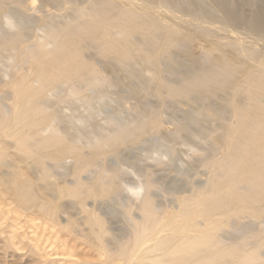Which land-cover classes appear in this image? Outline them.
<instances>
[{"label":"rangeland","instance_id":"obj_1","mask_svg":"<svg viewBox=\"0 0 264 264\" xmlns=\"http://www.w3.org/2000/svg\"><path fill=\"white\" fill-rule=\"evenodd\" d=\"M21 1L25 3L24 6L8 2L5 8L0 9V25L5 24L4 18L10 14V10L14 13L19 11L34 25L33 27L31 24L29 30L22 31L27 38L20 44L10 49H0V116L3 109L5 111L12 107L13 96H17L16 99H22L26 105L27 99L32 100L33 106L36 104L46 116L59 119L64 130L70 129V122L76 130L88 131L96 139L111 133L114 122L136 119L146 108H152L159 113V122L152 127H157L156 131H150L141 139L139 147L119 145L117 153L111 150L103 154L97 153L94 147L87 146V141L82 140L76 156L90 162L88 171L72 169L71 160L63 162L70 166V169L64 170L46 159L43 164L44 175L40 173L41 164H37L35 159L21 158L25 153L21 152L23 146L19 145L18 135L12 137L0 131V264H217L207 258L189 257L182 252L172 253L171 256L164 251L147 253L144 258L129 262L125 260L120 248L135 242L138 230L147 229L154 224L166 227L165 232L158 238L169 240L176 228L184 231L185 226L195 225L190 235H194L197 230L207 231L203 226V218L188 221L180 216V209L187 208L185 203L193 193L203 195L206 189L220 185L221 178L216 176L214 166L222 159V152L228 149L215 146L209 136L213 133L211 128L216 126V122L222 121L218 116V109H223L229 99L222 93L210 98L206 105H214H211L213 113L210 111L212 120H198L199 128H190L194 133L191 142L183 144L180 140L173 139L172 134L178 127L192 126V113L199 106L196 103L187 105L168 97L160 92V86L169 84L167 81L171 77L170 71L180 76L182 69L194 70L201 65L203 67L209 59L218 61L224 55L240 58L242 52L237 48L240 44L247 49L243 52L247 56L246 61L256 64L252 61V55L258 52L254 60L264 61V24H259L258 21L264 15V0H230V6L239 19H242L245 30L242 28L241 34L233 33L235 29L227 22L215 0H190L191 12L198 11L201 18L192 16L191 13H173L171 9L162 6L166 4L163 0H110L113 5L106 8L108 13L122 10L149 16V23L159 24L153 28L158 35H167L165 27L172 28L175 30V38L182 40L183 45L180 43L178 48L164 49L165 45L172 44L175 40L172 37L174 33L170 32L172 34L169 37L165 35L163 39L157 40L159 44L153 43L151 49L148 47L152 60L157 55L161 58L156 65L151 64L152 70L160 72L158 79L154 78L149 68L142 70L140 61L135 65L137 76L130 79L125 72L131 68L114 59L116 64H113L114 61H105L98 53L96 56V51L91 50L90 46L86 47V43H79L77 38L68 52L54 58L56 44L40 28L53 25L57 28L59 37L67 34V27L92 20L84 15L79 16L78 11L87 10L93 0H51L57 6L50 3V0ZM173 1L181 4L184 1L189 2L172 0V4ZM206 14L213 15V20ZM13 33L19 32L15 30ZM109 36L105 37L106 41L112 39ZM134 37L140 39L142 36L134 33ZM143 44L139 48L145 49ZM74 51L83 54L77 64L90 65L94 75L103 80V87L107 89L105 99L100 94L89 99L92 110L84 104L72 108L64 94L57 96L53 92V89L62 88V82L58 79L63 80L64 69L73 64L70 54ZM87 54L95 57L92 59ZM52 60L56 69L49 71L53 67L50 65ZM235 65L239 69L242 67L238 63ZM45 81L51 82L47 89H43ZM140 86L148 90L140 93ZM87 96L88 93L83 94V97ZM239 102L238 100L237 103ZM26 105L21 108V112L25 111ZM200 128L206 129V139L200 136ZM185 133L182 132L181 137L187 138ZM44 135L49 137L51 132L47 131ZM158 140L167 149L173 148L177 151L180 161L170 162L169 157L162 151L151 149V142ZM213 147L218 152L214 160L209 158L212 157ZM51 151L53 150L49 149ZM207 159L210 160L209 164L205 163ZM101 170L106 171L107 175L118 171L121 173L118 181L124 188L123 204L116 199L104 200L105 198L91 192V183L101 174ZM224 175L225 180L229 178ZM149 178L156 180V193L148 206L146 199H143L147 194L145 191L135 194L128 188ZM27 181L31 185V196H28V190L21 199L16 196V190L22 183L29 184L25 183ZM220 188L222 191H229V185ZM174 189L176 192L171 193ZM261 206L263 205L254 206L256 210L262 209L261 211H247L240 219H222L213 223L217 225L225 220L230 227L234 223L261 226L264 221V208ZM148 208L157 215V222L146 220L145 211ZM177 241H173L168 247L175 245ZM156 242L155 239L151 245ZM169 253L170 251L167 254ZM251 264H264V249L260 255L252 258Z\"/></svg>","mask_w":264,"mask_h":264},{"label":"bare ground","instance_id":"obj_2","mask_svg":"<svg viewBox=\"0 0 264 264\" xmlns=\"http://www.w3.org/2000/svg\"><path fill=\"white\" fill-rule=\"evenodd\" d=\"M188 1V3L184 1L182 4L179 1V3H174L175 1H173L174 4H172V0H163L166 4L162 6L171 9L173 13H191L190 15L201 18L202 16L199 17L200 13L198 11L194 10L191 12V1ZM215 1L220 10L223 11L222 13L225 14L227 22L235 29L233 33L241 34L243 28L242 19H239L237 13L230 6V0ZM8 2L21 6L25 5L21 0H0V9L5 8ZM49 2L51 3L52 1L50 0ZM52 4L54 6L58 5L54 2ZM111 4L113 5V2L110 0H93L91 7L87 10L78 11L79 16L84 15L92 20L78 22L74 26L67 27V34L60 37L57 34V28L53 25L52 27L40 28L56 44L57 51L54 58L64 52H68L74 39L77 38L79 43L83 41V43L87 44L86 47L90 46L91 50H95L96 56L98 53L105 58V61L117 60L131 68V70L125 69V74L131 77L130 79L137 76V71H135L137 61L141 62L142 70L149 68L154 78L158 79L160 72L152 70V65H156L161 58L157 55L152 60L148 47L150 46L149 48L151 49L153 43L157 45V40L163 39L166 34L158 35V32L154 31L153 28L159 24L156 22L154 24L153 22L149 23V16L122 10H118L113 14L108 13L106 8L110 7ZM9 13L4 18L5 24L0 25V49H10L20 44L24 38H27L22 34V31L29 30L32 24L19 11L14 13L10 10ZM206 15L213 20V15ZM258 21L259 24H264V15ZM12 28H14L13 31L16 30L19 33H13ZM165 28V31H167L166 36L169 37L174 33L172 37L175 40L172 44H167L163 48L166 50L178 48L182 40L175 38V30ZM243 30L245 29L243 28ZM134 33L140 34L142 37L140 39L136 38ZM107 35L112 37L110 41L105 40ZM143 43L148 46L146 47ZM141 44H143V48L145 46V49L139 48ZM237 48L242 52L240 58H229L228 55H224L218 61L209 59L203 67L201 65L194 70L182 69L180 76L176 75L174 71L171 72L170 69L171 77L167 81L169 84L160 86V92L168 97L187 105L196 103L199 106L197 111L192 113V126L178 127L172 134L173 139L180 140L183 144L191 142L190 139L194 135L191 129L193 127L199 128L198 122L200 119L212 120L210 111L214 105L213 103L209 106L206 105L210 98L217 97L218 94L222 93L224 96L227 95L229 99L228 104L223 109H218V116L226 123L222 121L216 122V126L211 128L213 133L209 136L215 146H223L228 149V151L222 152V159L214 166L217 171L216 176L221 178L219 181L220 185L206 189L203 195L193 193L185 203L187 208L180 209V216L182 215L188 221L203 218L205 220L203 226L207 228V231L197 230L194 235H190L192 229L196 227L195 225L185 226L184 231L176 228L173 230V232L175 231L174 235L171 236V238H174L171 239L169 237V240L168 238H158L161 233L165 232L166 227H160L157 224L150 225L147 229L138 230L136 240L130 246L120 248V252L124 254L126 261L133 262L144 258L147 253L164 251L166 255L182 252L189 257L207 258L216 261L217 264H251L252 258H255L257 254L260 255L261 250L264 249V221L261 226L258 224L239 225L234 223L230 227L225 223V220L229 218H242L247 211L262 210H256L255 205L262 204L261 208H264V61L254 60L259 52L253 53L252 61H255L256 64H251L245 60L247 56L243 54L247 49L242 47L241 44ZM82 55L78 51L70 54L73 64L64 69L63 80L58 79L62 82V88L60 90L53 89V92L57 96L60 93L64 94L72 108H75L78 104H84L92 110L93 106L89 103L91 101L89 99L99 94L104 98L107 94V89L105 90V87H103V80L94 75L95 72L90 65L77 64ZM91 56L88 55V57ZM93 56L95 57V55ZM85 57L88 59L87 56ZM235 59L239 60L236 61ZM236 63L242 66L241 69L235 65ZM50 65L53 67L49 71L56 69L53 60ZM111 69L113 70L114 66ZM47 72L48 70H46ZM72 77L74 79H71ZM50 85V81L43 82V89H47ZM147 85L145 87H148ZM98 86L101 88L99 89ZM146 89L142 86L140 93L146 91ZM85 93H88L87 97H83ZM137 94L139 95V92ZM16 98L17 96H13L14 103L10 109L7 108V110L4 111L3 109L2 111L0 131L12 137H15L16 134L18 135L19 145L23 146L21 152L25 153V156L21 158L35 159L36 163L42 166L40 172L42 175H44L43 164L46 159L50 160L54 166L64 170L70 169V166L63 162L71 160L73 162L72 169L88 171L90 162L76 156L80 151L79 147L82 140L87 141V146L94 147L97 153L103 154L108 150L117 153L119 145L129 144L132 148L139 147L138 143H141V139L150 131H156L157 127L154 129L152 127L159 122V113L152 108H146V110L142 111V115L136 119L121 120L119 122H114L115 119H111L114 122L111 133L96 139L92 138L88 131L76 130L74 126H71L70 122V129L64 130L59 119L46 116L45 113L38 109L36 104L33 106L32 100L29 99L28 101L27 99V106L22 99ZM238 100L240 101L239 103H237ZM24 105H26L25 111L21 112V108ZM211 113L213 112L211 111ZM111 121L108 122L111 123ZM233 124L235 125L234 127L232 126ZM47 131L51 132L49 137L44 135ZM182 132H186L187 138L181 137ZM200 132L201 135H199L206 139V129L202 128ZM151 145V149L156 148L155 150L162 151L167 155L170 162L180 161L179 153L173 148L167 149L166 145L160 140L151 142ZM32 148H35V150ZM49 149L53 151L49 152ZM216 151V148L213 147L212 157L209 158L214 160L218 156ZM209 162L210 160H205V163L209 164ZM100 173L91 183L93 186L91 192L96 193L102 199L105 198L104 200L107 198L116 199L123 204L125 202V198L122 199L124 188L118 181L121 179V173L118 171L113 175H107L104 170H101ZM223 175L229 176V178L225 180ZM155 181L149 178L128 189L135 194L145 191L147 194L143 199H146L145 203L149 206L156 193L154 189ZM25 183L29 184L22 183L23 185L16 190V196L21 199L24 198L28 190V196H31L30 182L27 181ZM226 185H229V191H222L220 186ZM171 191V193H174L176 189ZM145 212H147L145 217L147 221L157 222V215L150 208ZM156 212H159V209H156ZM222 219H225L222 223L217 225L213 223ZM208 228L210 229L208 230ZM229 228H231V231H229ZM155 239L157 242L151 245ZM176 240L178 241L175 245L168 247L170 243ZM166 249L167 251H165ZM168 251H170L169 254H167Z\"/></svg>","mask_w":264,"mask_h":264}]
</instances>
